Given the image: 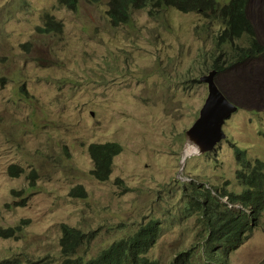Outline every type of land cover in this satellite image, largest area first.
Returning a JSON list of instances; mask_svg holds the SVG:
<instances>
[{"label":"rangeland","instance_id":"1","mask_svg":"<svg viewBox=\"0 0 264 264\" xmlns=\"http://www.w3.org/2000/svg\"><path fill=\"white\" fill-rule=\"evenodd\" d=\"M107 5L0 0V229L13 230L0 236V260L62 264L65 225L85 234L72 258L93 259L156 219L160 236L147 257L172 264L180 252L199 251L206 236L207 219L184 212L182 183L241 194L232 144L264 161V0L246 10L263 52L235 65L234 47L248 40L219 46L217 20L147 9L112 27ZM48 15L62 32L41 31ZM216 65L217 84L239 110L216 149L186 155L209 93L202 80ZM93 143L123 148L107 182L91 174ZM79 186L85 198L72 196ZM230 264H264V212Z\"/></svg>","mask_w":264,"mask_h":264},{"label":"trees","instance_id":"2","mask_svg":"<svg viewBox=\"0 0 264 264\" xmlns=\"http://www.w3.org/2000/svg\"><path fill=\"white\" fill-rule=\"evenodd\" d=\"M86 1L90 4H100L103 0ZM250 1L228 0L221 4L219 0H108L107 15L112 27L130 24L134 11L147 9L151 16L167 8H174L181 13H197L207 19L217 20L223 24V30L218 35L219 46L228 43L234 45L235 40L242 38L248 40L247 47H234L230 65H235L256 58L263 52L253 24L247 16L246 10ZM58 2L72 10H76L80 4V0H58ZM44 23L45 27L41 30L43 33L62 32L61 23L55 21L51 15L47 16ZM214 69L222 71L218 65L214 66ZM3 81L4 79L1 78L2 84ZM21 88L26 91V83H23ZM223 93L227 96L225 91ZM232 147L238 162L236 178L245 189L241 194L225 193L216 196L211 189L207 188L205 192H201L199 186H195L192 190L190 184L182 183L189 197L184 212L190 214L199 211L201 216L207 219L206 236L199 251L194 249L191 252L190 250L180 252L175 256L172 264H230L231 251L244 243L260 220L264 212V161L251 160L247 151L236 143H233ZM88 151L94 163L92 176L100 182L109 181L113 173L114 159L123 148L117 143H93ZM19 173H21L20 168L16 166L11 168L13 176L16 177ZM197 194L209 202H201V198L197 200L195 198ZM72 196L85 198L86 193L79 186L73 190ZM225 197L228 198L227 203L221 200ZM236 205L243 207L239 211H234ZM221 210L223 213L219 214ZM63 233L61 244L66 254L62 264H161L147 257L160 236L159 221L156 219L141 226L134 235L113 243L101 255L89 260L81 257L72 258L84 243L85 234L66 225ZM0 236L12 238L13 230L4 232L0 229ZM0 264L18 263L12 260H0Z\"/></svg>","mask_w":264,"mask_h":264},{"label":"water","instance_id":"3","mask_svg":"<svg viewBox=\"0 0 264 264\" xmlns=\"http://www.w3.org/2000/svg\"><path fill=\"white\" fill-rule=\"evenodd\" d=\"M215 72V71H214ZM213 71L205 79L209 82V88L211 95L206 99L199 119L194 124L192 131L195 130V134L199 135L203 141L207 143V136L212 132L218 135V138L225 137L223 126L233 113L237 111V108L228 99L226 100L219 92L214 82V76L216 72ZM220 99V100H218ZM218 101V102H216ZM219 105V108L217 107ZM210 119V120H209ZM219 125V126H218ZM209 130V134L206 132ZM213 143L212 141H208Z\"/></svg>","mask_w":264,"mask_h":264},{"label":"bare ground","instance_id":"4","mask_svg":"<svg viewBox=\"0 0 264 264\" xmlns=\"http://www.w3.org/2000/svg\"><path fill=\"white\" fill-rule=\"evenodd\" d=\"M216 72V74H215V76H214V82H215V85H216V87L218 88V90H219V92L221 93V95H223V97L227 100H229L230 101V99L223 93V91L221 90V88L219 87V85L217 84V82H216V76H217V70H211V72ZM210 72V73H211ZM214 72V73H215ZM210 73L208 74V75H206V76H204L203 77V82H205L207 85H208V88H209V82H207L206 81V77L207 76H209L210 75ZM206 78V79H205ZM209 91V93H208V97H210V95H211V92H210V90H208ZM207 97V98H208ZM218 100H220V99H218ZM216 102H218V101H216ZM231 103H232V101H230ZM232 104H234V103H232ZM235 105V104H234ZM236 106V108H237V111L239 110V106H237V105H235ZM217 107L219 108V105H217ZM202 110V109H201ZM236 111V112H237ZM200 114H201V112H200ZM199 119V118H198ZM197 119V120H198ZM229 119V118H228ZM227 119V120H228ZM196 120V121H197ZM210 120V119H209ZM227 120H225V121H227ZM196 123V122H195ZM194 123V124H195ZM224 123H226V122H224ZM225 125V124H224ZM224 125H222V126H224ZM194 126V125H193ZM219 126V125H218ZM193 128V127H192ZM223 131H224V129H223ZM195 132V130L194 131H191V135H190V138H189V143L187 144V147H186V150H185V154L186 155H193V154H202V153H204V152H211V151H213V149H216L217 148V146L222 142V141H224V140H226V138H227V136H223V137H220V138H218V135L217 134H214V133H210L209 134V130L206 132V134H209L208 136H207V140L208 141H212L213 143H210V142H208L207 141V143L205 142V141H203L202 140V138L199 136V135H197V134H195L194 133ZM224 133H225V131H224ZM225 135H226V133H225Z\"/></svg>","mask_w":264,"mask_h":264},{"label":"clouds","instance_id":"5","mask_svg":"<svg viewBox=\"0 0 264 264\" xmlns=\"http://www.w3.org/2000/svg\"><path fill=\"white\" fill-rule=\"evenodd\" d=\"M186 159V158H185Z\"/></svg>","mask_w":264,"mask_h":264}]
</instances>
